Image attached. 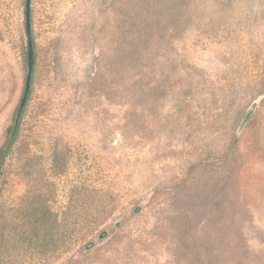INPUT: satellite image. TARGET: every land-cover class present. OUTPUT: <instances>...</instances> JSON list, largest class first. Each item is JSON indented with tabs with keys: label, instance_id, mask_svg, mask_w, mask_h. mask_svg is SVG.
<instances>
[{
	"label": "rangeland",
	"instance_id": "1",
	"mask_svg": "<svg viewBox=\"0 0 264 264\" xmlns=\"http://www.w3.org/2000/svg\"><path fill=\"white\" fill-rule=\"evenodd\" d=\"M30 32L0 264H264V0H31ZM26 61L0 0V148Z\"/></svg>",
	"mask_w": 264,
	"mask_h": 264
},
{
	"label": "water",
	"instance_id": "2",
	"mask_svg": "<svg viewBox=\"0 0 264 264\" xmlns=\"http://www.w3.org/2000/svg\"><path fill=\"white\" fill-rule=\"evenodd\" d=\"M30 2L31 0H25V31H26V37H27V73L25 77V85H24V92L17 110L16 119L14 122V128L17 126L19 117L21 115V112L23 110V107L26 103L28 93L30 91L31 86V79H32V72H33V66H34V52H33V44L31 39V32H30ZM256 106V103H253L248 111L246 112L243 120L242 125L247 121L251 113L253 112L254 108Z\"/></svg>",
	"mask_w": 264,
	"mask_h": 264
},
{
	"label": "trees",
	"instance_id": "3",
	"mask_svg": "<svg viewBox=\"0 0 264 264\" xmlns=\"http://www.w3.org/2000/svg\"><path fill=\"white\" fill-rule=\"evenodd\" d=\"M17 132H18V125L15 128H13L9 137L7 138L3 146L0 148V178L3 174L5 161L9 155L12 145L14 144V140L16 138Z\"/></svg>",
	"mask_w": 264,
	"mask_h": 264
}]
</instances>
